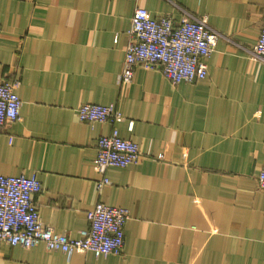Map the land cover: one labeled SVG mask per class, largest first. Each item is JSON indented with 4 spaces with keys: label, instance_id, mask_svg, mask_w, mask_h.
Here are the masks:
<instances>
[{
    "label": "crops",
    "instance_id": "obj_1",
    "mask_svg": "<svg viewBox=\"0 0 264 264\" xmlns=\"http://www.w3.org/2000/svg\"><path fill=\"white\" fill-rule=\"evenodd\" d=\"M206 16L255 43L264 0H0V80H19L21 119L0 129V174L36 173L40 218L72 237L96 202L126 207L120 254L64 253L0 242V264H264V65L221 39L207 74L172 84L135 65L120 84L135 6ZM85 102L123 119L81 121ZM117 126L142 158L110 166L96 189L97 140Z\"/></svg>",
    "mask_w": 264,
    "mask_h": 264
},
{
    "label": "built area",
    "instance_id": "obj_2",
    "mask_svg": "<svg viewBox=\"0 0 264 264\" xmlns=\"http://www.w3.org/2000/svg\"><path fill=\"white\" fill-rule=\"evenodd\" d=\"M180 17L170 14L152 16L139 5L135 6L127 30L120 84L133 79L135 65L159 69L172 83L193 82L204 78L209 56L217 43L225 39L236 45L250 59L264 65V7L262 22L254 44L244 46L210 24L207 17L179 7ZM2 28L0 27V34ZM19 80H0V129L21 119L22 100L15 89ZM81 121L95 122L123 119L113 104L85 102L77 109ZM142 158L137 142L119 135L117 126L110 133L99 136L95 168L99 174L96 189L107 184L106 170L110 166H126ZM256 186L264 190V166L256 175ZM41 182L36 173L26 175L0 174V242L25 248L38 244L47 250L64 253L92 252L96 257L120 254L124 246V225L129 210L123 206L98 201L87 211L88 226L79 230L78 237L55 231L45 225L39 215L34 195Z\"/></svg>",
    "mask_w": 264,
    "mask_h": 264
}]
</instances>
